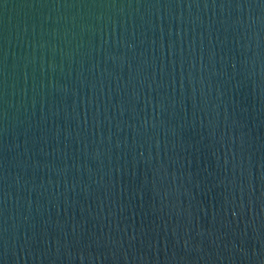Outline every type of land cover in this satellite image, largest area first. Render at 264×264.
<instances>
[{"label": "water", "instance_id": "1", "mask_svg": "<svg viewBox=\"0 0 264 264\" xmlns=\"http://www.w3.org/2000/svg\"><path fill=\"white\" fill-rule=\"evenodd\" d=\"M0 264H264V0H0Z\"/></svg>", "mask_w": 264, "mask_h": 264}]
</instances>
